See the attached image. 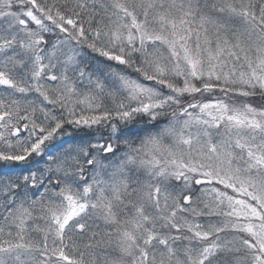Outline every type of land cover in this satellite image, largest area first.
I'll return each instance as SVG.
<instances>
[{
    "label": "snow or ice",
    "instance_id": "6c2138e0",
    "mask_svg": "<svg viewBox=\"0 0 264 264\" xmlns=\"http://www.w3.org/2000/svg\"><path fill=\"white\" fill-rule=\"evenodd\" d=\"M0 264H264V0H0Z\"/></svg>",
    "mask_w": 264,
    "mask_h": 264
}]
</instances>
